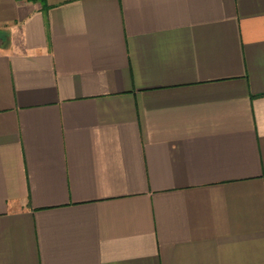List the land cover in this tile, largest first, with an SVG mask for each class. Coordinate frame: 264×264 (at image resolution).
I'll return each mask as SVG.
<instances>
[{
    "label": "crops",
    "instance_id": "obj_1",
    "mask_svg": "<svg viewBox=\"0 0 264 264\" xmlns=\"http://www.w3.org/2000/svg\"><path fill=\"white\" fill-rule=\"evenodd\" d=\"M0 264H264V0H0Z\"/></svg>",
    "mask_w": 264,
    "mask_h": 264
},
{
    "label": "trees",
    "instance_id": "obj_2",
    "mask_svg": "<svg viewBox=\"0 0 264 264\" xmlns=\"http://www.w3.org/2000/svg\"><path fill=\"white\" fill-rule=\"evenodd\" d=\"M31 1H37V0H31Z\"/></svg>",
    "mask_w": 264,
    "mask_h": 264
},
{
    "label": "rangeland",
    "instance_id": "obj_3",
    "mask_svg": "<svg viewBox=\"0 0 264 264\" xmlns=\"http://www.w3.org/2000/svg\"><path fill=\"white\" fill-rule=\"evenodd\" d=\"M0 39L2 40V38L0 37Z\"/></svg>",
    "mask_w": 264,
    "mask_h": 264
}]
</instances>
